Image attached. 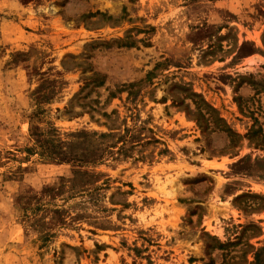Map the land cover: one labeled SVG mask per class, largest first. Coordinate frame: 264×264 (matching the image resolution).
Wrapping results in <instances>:
<instances>
[{
	"label": "rangeland",
	"instance_id": "1",
	"mask_svg": "<svg viewBox=\"0 0 264 264\" xmlns=\"http://www.w3.org/2000/svg\"><path fill=\"white\" fill-rule=\"evenodd\" d=\"M0 264H264V0H0Z\"/></svg>",
	"mask_w": 264,
	"mask_h": 264
},
{
	"label": "trees",
	"instance_id": "2",
	"mask_svg": "<svg viewBox=\"0 0 264 264\" xmlns=\"http://www.w3.org/2000/svg\"><path fill=\"white\" fill-rule=\"evenodd\" d=\"M105 136H106V135L102 134V135H101V138H102V139H103V138H106ZM108 147H109V146L105 147V149H104L105 152L107 151L106 149H107ZM110 147H111V146H110Z\"/></svg>",
	"mask_w": 264,
	"mask_h": 264
}]
</instances>
